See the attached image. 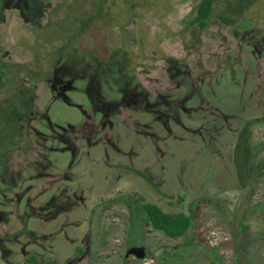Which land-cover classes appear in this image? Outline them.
I'll return each mask as SVG.
<instances>
[{
    "label": "rangeland",
    "instance_id": "rangeland-1",
    "mask_svg": "<svg viewBox=\"0 0 264 264\" xmlns=\"http://www.w3.org/2000/svg\"><path fill=\"white\" fill-rule=\"evenodd\" d=\"M201 1L0 0V264H264V227L228 221L264 202V0H215L234 24L207 31ZM130 198L193 225L168 238Z\"/></svg>",
    "mask_w": 264,
    "mask_h": 264
},
{
    "label": "trees",
    "instance_id": "trees-1",
    "mask_svg": "<svg viewBox=\"0 0 264 264\" xmlns=\"http://www.w3.org/2000/svg\"><path fill=\"white\" fill-rule=\"evenodd\" d=\"M219 18L223 23L227 24H234V21L230 18H228L224 13L218 14L216 7H215V0H202L201 3L195 8V10L191 13V15L188 17L189 25L190 26H197L202 31H207L211 24L213 18ZM73 53H76L77 56H80L82 54L78 53L77 51H74ZM109 68V76H112L115 79L116 75L113 73V65L110 63H105ZM121 63H118L116 66V69L119 71V76L122 77L123 73L120 75V69H121ZM1 143V142H0ZM0 146H3L1 143ZM0 151H3V149L0 148ZM5 156L0 154V169L4 168V162ZM239 165V162H237ZM240 166V165H239ZM264 167V161L261 165H259V168L263 169ZM260 170V169H258ZM257 170V171H258ZM256 171L251 172V170L248 172L247 177H244V187L248 185V187H254L255 182L251 180L250 178ZM243 179V177H242ZM247 179V180H246ZM243 181V180H242ZM130 205L134 209V211H138L137 213L139 216H143L154 228V230L159 231L166 235L168 238L171 239H177L180 237H183L192 227L193 220L191 216L180 214V215H170L164 213L161 209H159L156 206L150 205V204H144L142 201H139L135 198H130ZM264 211V202L259 203L252 207L246 215H239L237 216V221L233 222L232 217H228V221H230L232 224L236 223L235 226L238 227L237 236L243 234L247 230H249V227L246 223V221L250 217H256L260 214V212ZM239 214V213H238ZM241 217H244V219L241 220ZM240 219V220H238ZM261 222H264V220H259ZM132 224L134 226L137 225V221L133 220ZM264 235V231H263ZM55 260H41L40 258L31 255L28 256L26 259V264H53L55 263Z\"/></svg>",
    "mask_w": 264,
    "mask_h": 264
},
{
    "label": "clouds",
    "instance_id": "clouds-1",
    "mask_svg": "<svg viewBox=\"0 0 264 264\" xmlns=\"http://www.w3.org/2000/svg\"><path fill=\"white\" fill-rule=\"evenodd\" d=\"M243 195L244 193L240 189H228L220 193L219 197L228 201L226 206L227 210L231 213L235 212L236 206L239 205ZM246 223L253 234L264 227V222L259 221L256 217H250Z\"/></svg>",
    "mask_w": 264,
    "mask_h": 264
},
{
    "label": "flooded vegetation",
    "instance_id": "flooded-vegetation-1",
    "mask_svg": "<svg viewBox=\"0 0 264 264\" xmlns=\"http://www.w3.org/2000/svg\"><path fill=\"white\" fill-rule=\"evenodd\" d=\"M104 104V103H103ZM103 106V105H102ZM103 109L101 108V111H102ZM150 224V223H149ZM151 225V224H150ZM152 226V225H151ZM153 228V227H152ZM154 229V228H153ZM159 232V231H158ZM132 247H144L145 248V250H146V257L145 258H139V257H137L136 255H130V256H127V255H125L124 256V258H123V261H122V263L121 264H139L140 263V261H145V260H148L149 259V257H148V255H147V248H146V246H132ZM132 247H130V248H132ZM129 248V249H130ZM128 249V250H129ZM127 250V251H128ZM126 254H127V252H126ZM169 256H167V255H162V256H159L158 258H156L158 261H159V263H166V262H169V263H171V264H174V263H172V262H170L169 261ZM181 260V258L179 257L178 258V262ZM150 261L152 262V263H154V259H150Z\"/></svg>",
    "mask_w": 264,
    "mask_h": 264
},
{
    "label": "water",
    "instance_id": "water-1",
    "mask_svg": "<svg viewBox=\"0 0 264 264\" xmlns=\"http://www.w3.org/2000/svg\"><path fill=\"white\" fill-rule=\"evenodd\" d=\"M127 256L130 255H136L139 258H145L146 257V250L144 247H132L127 251ZM53 264H68L66 262H55Z\"/></svg>",
    "mask_w": 264,
    "mask_h": 264
}]
</instances>
